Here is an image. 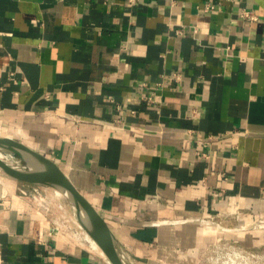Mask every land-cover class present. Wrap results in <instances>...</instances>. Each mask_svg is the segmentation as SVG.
<instances>
[{
  "label": "crops",
  "instance_id": "crops-1",
  "mask_svg": "<svg viewBox=\"0 0 264 264\" xmlns=\"http://www.w3.org/2000/svg\"><path fill=\"white\" fill-rule=\"evenodd\" d=\"M0 136L57 162L134 264H201L202 218L264 217V0H0ZM0 247L113 264L3 189Z\"/></svg>",
  "mask_w": 264,
  "mask_h": 264
},
{
  "label": "rangeland",
  "instance_id": "rangeland-1",
  "mask_svg": "<svg viewBox=\"0 0 264 264\" xmlns=\"http://www.w3.org/2000/svg\"><path fill=\"white\" fill-rule=\"evenodd\" d=\"M2 189L29 197L48 207L55 224L60 229L74 234L73 228H80L81 219L77 217L71 202L66 201L60 192L61 196L58 202L53 195L44 190V187L23 182L6 173L0 166V190ZM36 191L39 193H37L38 195H44L45 199L37 198V195L34 194ZM258 216L257 214L250 217H245L243 214L238 215L237 218H233L236 219L234 221L236 226L230 232L224 225L226 223L220 221V232L207 243L201 264H264V217ZM209 225L213 229L217 227L216 224L209 223ZM85 237L84 241L89 243V236ZM94 246L96 247L97 244Z\"/></svg>",
  "mask_w": 264,
  "mask_h": 264
},
{
  "label": "water",
  "instance_id": "water-1",
  "mask_svg": "<svg viewBox=\"0 0 264 264\" xmlns=\"http://www.w3.org/2000/svg\"><path fill=\"white\" fill-rule=\"evenodd\" d=\"M0 150L17 154L24 160V166L29 168L26 171L18 170L0 160V166L6 173L21 181L52 185L62 191L74 205L77 217L85 220V228L95 237L109 260L113 264H134L105 215L95 207L57 162L11 136H0Z\"/></svg>",
  "mask_w": 264,
  "mask_h": 264
},
{
  "label": "bare ground",
  "instance_id": "bare-ground-1",
  "mask_svg": "<svg viewBox=\"0 0 264 264\" xmlns=\"http://www.w3.org/2000/svg\"><path fill=\"white\" fill-rule=\"evenodd\" d=\"M0 160L4 161L5 163L9 164L10 166L14 167L15 169L22 170V171L29 170V168H27L26 166H24V161H23L22 158L16 156L15 154H13V153H11L9 151L0 150ZM23 182L44 187L45 188L44 190L46 192H48V194L50 193L51 195H53L58 202H59V199H60V196H61L60 193H61L62 194V197L66 201H68L70 203V201L67 199V197L65 196V194L62 191H60L59 189H57L56 187L52 186V185H47V184H42V183H31V182H27V181H23ZM35 188H34V190H37ZM37 193H38L37 191L34 192V194L37 195V198L39 197L40 199H45L44 195H38L39 193L38 194ZM71 205L75 209V207H74V205L72 203H71ZM84 224H85V220H81L80 221V228L79 229L73 228L72 231H73L74 235L77 238H79V240H81L83 242H86V241H84L83 238H86L85 236H89V244H91V246L92 245L94 246V244H97V240L95 239L94 236H92L89 233V231L85 228V225ZM96 247H99V245L97 244Z\"/></svg>",
  "mask_w": 264,
  "mask_h": 264
},
{
  "label": "built area",
  "instance_id": "built-area-1",
  "mask_svg": "<svg viewBox=\"0 0 264 264\" xmlns=\"http://www.w3.org/2000/svg\"><path fill=\"white\" fill-rule=\"evenodd\" d=\"M206 7L207 8H214L215 6L212 3H207V6ZM243 14L252 17L249 10H246L245 9V11L243 12ZM176 76H177V78H179V74H177ZM44 207H46V206L44 205ZM46 208H48V207H46ZM202 221L203 222L207 221L208 223L216 224L217 226L220 225V222L218 220H216L214 216L213 217H209L207 219L206 218H202ZM0 256H1V247H0ZM0 259H1V257H0Z\"/></svg>",
  "mask_w": 264,
  "mask_h": 264
}]
</instances>
